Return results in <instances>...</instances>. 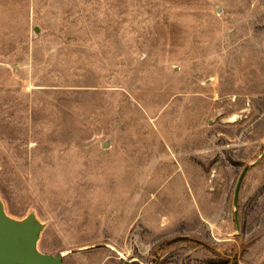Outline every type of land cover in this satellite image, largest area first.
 <instances>
[{
    "label": "rangeland",
    "instance_id": "rangeland-1",
    "mask_svg": "<svg viewBox=\"0 0 264 264\" xmlns=\"http://www.w3.org/2000/svg\"><path fill=\"white\" fill-rule=\"evenodd\" d=\"M0 202L64 264H264V0H0Z\"/></svg>",
    "mask_w": 264,
    "mask_h": 264
},
{
    "label": "water",
    "instance_id": "water-1",
    "mask_svg": "<svg viewBox=\"0 0 264 264\" xmlns=\"http://www.w3.org/2000/svg\"><path fill=\"white\" fill-rule=\"evenodd\" d=\"M249 166L240 176L236 187L235 204L243 178ZM43 226L33 216L21 224L10 218L0 202V264H64L62 254H44L38 250L39 233Z\"/></svg>",
    "mask_w": 264,
    "mask_h": 264
}]
</instances>
